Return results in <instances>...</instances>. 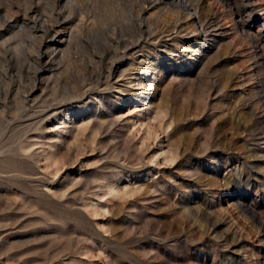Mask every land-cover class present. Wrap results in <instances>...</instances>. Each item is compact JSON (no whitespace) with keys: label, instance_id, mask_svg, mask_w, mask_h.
Returning <instances> with one entry per match:
<instances>
[{"label":"rangeland","instance_id":"obj_1","mask_svg":"<svg viewBox=\"0 0 264 264\" xmlns=\"http://www.w3.org/2000/svg\"><path fill=\"white\" fill-rule=\"evenodd\" d=\"M0 264H264V0H0Z\"/></svg>","mask_w":264,"mask_h":264}]
</instances>
